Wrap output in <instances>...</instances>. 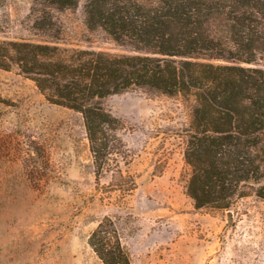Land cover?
<instances>
[{"label": "rangeland", "instance_id": "1", "mask_svg": "<svg viewBox=\"0 0 264 264\" xmlns=\"http://www.w3.org/2000/svg\"><path fill=\"white\" fill-rule=\"evenodd\" d=\"M4 41L125 53L88 26L84 0H0ZM257 63L264 69V54ZM104 105L122 145L98 180L83 116L49 102L17 65L0 67V264H103L88 241L105 217L132 264H264V199L224 211L198 209L187 194L192 97L131 89Z\"/></svg>", "mask_w": 264, "mask_h": 264}, {"label": "trees", "instance_id": "2", "mask_svg": "<svg viewBox=\"0 0 264 264\" xmlns=\"http://www.w3.org/2000/svg\"><path fill=\"white\" fill-rule=\"evenodd\" d=\"M46 1L60 9L80 2ZM84 12L88 26L125 53L4 41L0 67L17 65L49 102L83 116L97 179L112 171L122 145L121 122L105 99L143 89L194 99L185 162L196 208L226 211L248 196L264 199V69L257 63L264 0H84ZM128 177L130 192L136 181ZM88 242L103 264H132L112 217Z\"/></svg>", "mask_w": 264, "mask_h": 264}]
</instances>
